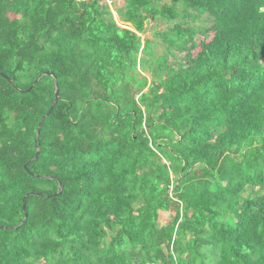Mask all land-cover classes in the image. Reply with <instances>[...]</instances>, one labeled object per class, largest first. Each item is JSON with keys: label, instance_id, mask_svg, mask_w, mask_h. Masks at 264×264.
I'll use <instances>...</instances> for the list:
<instances>
[{"label": "trees", "instance_id": "1", "mask_svg": "<svg viewBox=\"0 0 264 264\" xmlns=\"http://www.w3.org/2000/svg\"><path fill=\"white\" fill-rule=\"evenodd\" d=\"M109 1L0 0V264H264V0Z\"/></svg>", "mask_w": 264, "mask_h": 264}, {"label": "water", "instance_id": "2", "mask_svg": "<svg viewBox=\"0 0 264 264\" xmlns=\"http://www.w3.org/2000/svg\"><path fill=\"white\" fill-rule=\"evenodd\" d=\"M45 74L53 75L54 78H55V85H56L55 99H54L53 104L50 107L49 111L47 112V114L45 116H43L42 119H41V121H40V124H39V127H38V135H37L36 138L39 137V133L41 131V127H42V124H43L44 119L51 114V112L53 111V109H54L57 101L60 98V91H59V87H58V83H57V78H56L55 74L53 72H45ZM0 75H3V76H5L7 78V76L1 70H0ZM38 80H39V78L34 82V84L28 90L32 89V87L37 83ZM38 156H39V151L37 152L35 158H38ZM28 164L29 163H27L25 165V168H28ZM61 193H62V190H61V187H60V191H59L58 194H61ZM30 194H33V193H30ZM26 198H27V196L24 198V205H23V208H24L25 212L27 211V209H26L27 208L26 207ZM26 216H27V213H26Z\"/></svg>", "mask_w": 264, "mask_h": 264}, {"label": "rangeland", "instance_id": "3", "mask_svg": "<svg viewBox=\"0 0 264 264\" xmlns=\"http://www.w3.org/2000/svg\"><path fill=\"white\" fill-rule=\"evenodd\" d=\"M124 0H117V2H116V5H113L112 6V10L115 12V16H116V18L118 19V16H117V14H116V11H115V9H116V7H121V6H123L124 5V2H123ZM108 2L111 4L112 3V1H109L108 0ZM119 21V20H118ZM122 25V24H121ZM122 26H124V25H122ZM150 26H151V24H150ZM168 27V24L167 23H162L160 26H159V29L160 30H163V29H165V28H167ZM148 37L150 36L149 35V33L148 34H146ZM142 37H145V35L144 34H142L141 35ZM161 40L159 39L158 40V42H160ZM162 48H161V46H159L158 47V50H161ZM178 54V56H182L183 54H180V53H176V55Z\"/></svg>", "mask_w": 264, "mask_h": 264}, {"label": "snow or ice", "instance_id": "4", "mask_svg": "<svg viewBox=\"0 0 264 264\" xmlns=\"http://www.w3.org/2000/svg\"><path fill=\"white\" fill-rule=\"evenodd\" d=\"M261 63H264V60H261Z\"/></svg>", "mask_w": 264, "mask_h": 264}]
</instances>
